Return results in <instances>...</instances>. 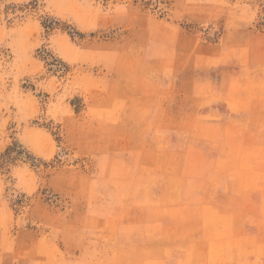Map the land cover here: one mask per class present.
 I'll use <instances>...</instances> for the list:
<instances>
[{"label":"rangeland","instance_id":"obj_1","mask_svg":"<svg viewBox=\"0 0 264 264\" xmlns=\"http://www.w3.org/2000/svg\"><path fill=\"white\" fill-rule=\"evenodd\" d=\"M0 264H264V0H0Z\"/></svg>","mask_w":264,"mask_h":264}]
</instances>
